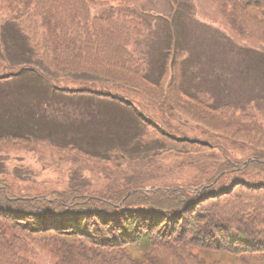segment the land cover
Returning a JSON list of instances; mask_svg holds the SVG:
<instances>
[{
	"label": "trees",
	"instance_id": "obj_1",
	"mask_svg": "<svg viewBox=\"0 0 264 264\" xmlns=\"http://www.w3.org/2000/svg\"><path fill=\"white\" fill-rule=\"evenodd\" d=\"M106 1L5 0L10 14L1 26L2 33L15 28L18 33L7 39L8 47L34 64L8 66L18 71L0 78L34 72L45 81L56 82L60 78L51 70L76 74L73 68L85 69L81 73L90 76L80 77L87 88L55 84L54 89L71 95L83 93L78 96L81 100L74 101L108 106L126 137L105 133L107 138L31 139L49 140L57 147H71L111 162L118 160V154L126 157V150L137 144L144 147L149 140L141 131L144 125L159 120L161 134L168 137L167 129L174 128L167 123L169 110L194 118L191 111L199 108L219 115L222 122L217 124L208 118L201 121L205 129L225 137L223 141L216 138L214 145L231 154L223 152L224 161L216 167L200 169L196 183L152 186L148 192L140 187H117L85 195L71 189L21 198L1 180L0 264H264V185L240 186L242 181L251 182L247 175L260 176L258 172L264 182V108L250 115L234 104L213 106L206 93L191 95L182 83L185 49L181 46L174 52L171 68L149 76L146 60L129 47L134 40L146 38L150 25L160 29L169 22L147 15L142 7L136 12ZM215 1L221 11L228 10L235 33L245 36L250 30L248 37L264 44V0ZM102 10L107 14H97ZM160 41L161 35L155 34L149 52L162 53L157 46ZM97 57L100 67L94 65ZM99 82L105 85L103 90L96 87ZM106 89L115 93H105ZM146 111L149 114L144 115ZM7 139L29 138L0 141ZM234 144L240 146L238 157H234ZM230 199L235 200V207ZM239 199L245 203L240 205Z\"/></svg>",
	"mask_w": 264,
	"mask_h": 264
},
{
	"label": "rangeland",
	"instance_id": "obj_2",
	"mask_svg": "<svg viewBox=\"0 0 264 264\" xmlns=\"http://www.w3.org/2000/svg\"><path fill=\"white\" fill-rule=\"evenodd\" d=\"M5 4V0H0V76L18 71V68L8 66L31 62L30 58L8 47L7 39L18 33L16 28L14 32L2 33L1 26L10 14ZM106 4L135 9L136 12L142 7L145 13L165 18L169 22L161 24L160 29L150 25L146 38L134 40V44L129 47L146 60L147 74L152 78L171 66L174 52L181 46L185 49L182 83L191 95L206 93L208 102L213 106L234 104L238 105L242 113L250 115L254 110L264 108V44L248 37L250 30L245 36L235 33V23H231L228 10L221 11L215 0H107ZM107 10L97 11V14L106 15ZM94 11L96 13V9L91 10ZM155 34L161 35L157 46L162 53L158 56L149 52ZM100 60L97 57L94 65L100 67ZM4 66L7 68L3 69ZM73 69L76 74L51 70L60 78L56 82L45 81L34 72L0 78V138H29L0 141V181H6L14 195L21 198L46 192L54 195L71 189L89 195L95 191L109 192L117 187H140L148 192L153 189L152 186L192 184L198 182L195 178L200 169L206 170L213 165L216 167L221 160L224 161L223 152L231 154L226 148L214 145L216 138L223 141L225 137L208 131L201 121L208 118L209 123L211 120L217 124L222 122L219 115L199 108L191 111L195 112L194 118L181 111L169 110L167 123L174 128L167 129L171 135L168 137L161 134V121L152 120L151 125L144 126L141 122V131H145L146 138H149L142 145L143 149L138 144L126 152L117 149L125 152L126 157L118 154V160L111 162L93 158L71 147H57L49 140L31 139L107 138L105 133L114 134V138H126L122 136L119 121L110 114L112 111L108 106L74 101L81 100L82 97L78 96L83 93L71 95L54 89L55 84L72 89L87 88L82 80L84 77H80L87 76L81 73L87 70ZM104 86L100 82L96 84L100 90ZM105 93L115 92L106 89ZM152 93L154 95V91ZM189 93L184 92V95L190 98ZM150 109L153 112L156 110L154 105H150ZM124 110L121 111L126 113ZM145 113L147 115L149 111ZM225 122L231 124L226 118ZM233 146L237 148L234 157H238L240 146ZM258 174L262 176L261 172ZM260 176L249 174L246 178L252 183L242 181L240 186L263 187ZM227 201L232 203L231 207H235L234 199ZM239 202L240 205L245 203L242 199ZM42 262L46 263L45 258Z\"/></svg>",
	"mask_w": 264,
	"mask_h": 264
}]
</instances>
